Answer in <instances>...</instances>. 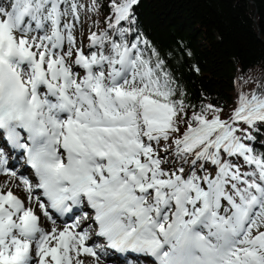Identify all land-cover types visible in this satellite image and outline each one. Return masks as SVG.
Returning a JSON list of instances; mask_svg holds the SVG:
<instances>
[{"label":"snow or ice","instance_id":"snow-or-ice-1","mask_svg":"<svg viewBox=\"0 0 264 264\" xmlns=\"http://www.w3.org/2000/svg\"><path fill=\"white\" fill-rule=\"evenodd\" d=\"M140 2L0 0V264H264V81L190 104Z\"/></svg>","mask_w":264,"mask_h":264},{"label":"trees","instance_id":"trees-1","mask_svg":"<svg viewBox=\"0 0 264 264\" xmlns=\"http://www.w3.org/2000/svg\"><path fill=\"white\" fill-rule=\"evenodd\" d=\"M137 12L161 49L192 53L173 61L190 104L230 107L244 79L264 81V0H141Z\"/></svg>","mask_w":264,"mask_h":264},{"label":"rangeland","instance_id":"rangeland-1","mask_svg":"<svg viewBox=\"0 0 264 264\" xmlns=\"http://www.w3.org/2000/svg\"><path fill=\"white\" fill-rule=\"evenodd\" d=\"M86 36H87V29L84 28V36L83 37H80L79 36V33H78V39H84V43L86 44ZM5 177V176H4ZM4 177H0V182L3 183L4 182ZM7 190V189H5ZM18 194H21V193H18Z\"/></svg>","mask_w":264,"mask_h":264},{"label":"bare ground","instance_id":"bare-ground-1","mask_svg":"<svg viewBox=\"0 0 264 264\" xmlns=\"http://www.w3.org/2000/svg\"><path fill=\"white\" fill-rule=\"evenodd\" d=\"M7 179V177H4V180H6ZM1 183V182H0Z\"/></svg>","mask_w":264,"mask_h":264}]
</instances>
